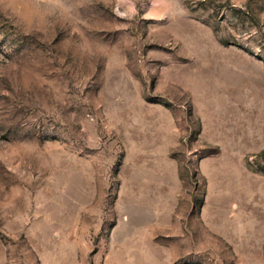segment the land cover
Segmentation results:
<instances>
[{
    "label": "rangeland",
    "instance_id": "1",
    "mask_svg": "<svg viewBox=\"0 0 264 264\" xmlns=\"http://www.w3.org/2000/svg\"><path fill=\"white\" fill-rule=\"evenodd\" d=\"M0 264H264V0H0Z\"/></svg>",
    "mask_w": 264,
    "mask_h": 264
},
{
    "label": "crops",
    "instance_id": "2",
    "mask_svg": "<svg viewBox=\"0 0 264 264\" xmlns=\"http://www.w3.org/2000/svg\"><path fill=\"white\" fill-rule=\"evenodd\" d=\"M203 114H204L205 117H207V115L215 116V113L209 112V111L208 112L205 111V112H203ZM205 123L207 124L206 121H205ZM211 123H214V121L211 122ZM216 124H219V126H221V123L220 122H216ZM226 125H227V123H226ZM207 126H208L207 129H205V134H206L205 136L207 138L213 140V141L221 140L224 136H226V138L228 140V137L229 136H232L235 133V132H231L230 130H228L227 127H226V129L222 133H220L219 132L220 130L218 129L219 128L218 125H216L218 127L216 129L214 128L215 127L214 124L212 125V124L208 123ZM229 127H231V126H229ZM210 131H212V134L209 133ZM224 133H227V135L224 134ZM219 134H221V135L218 137ZM230 139H232V138L230 137ZM229 142H232V141L229 140ZM235 142H238V140L235 141ZM226 148H227L226 146L223 147V151L221 152L220 155H216V157L215 156H213V157H207V158L204 159L203 164L206 167L205 171H207L210 175L214 176V175L218 174L219 172H217V171H220V167L221 166L225 167V163H223V161L226 159V156H227L224 153V151H225ZM222 154H224L225 156H223ZM211 162H214L215 163L214 167H212V168H210ZM207 212H209V206H208ZM203 214H206V213H203ZM205 218L207 220V215L205 216Z\"/></svg>",
    "mask_w": 264,
    "mask_h": 264
}]
</instances>
